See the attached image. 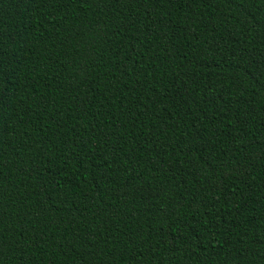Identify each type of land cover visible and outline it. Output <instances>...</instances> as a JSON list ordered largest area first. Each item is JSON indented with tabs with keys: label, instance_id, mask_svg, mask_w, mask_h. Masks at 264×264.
<instances>
[{
	"label": "trees",
	"instance_id": "16d2710c",
	"mask_svg": "<svg viewBox=\"0 0 264 264\" xmlns=\"http://www.w3.org/2000/svg\"><path fill=\"white\" fill-rule=\"evenodd\" d=\"M0 264H264V0H0Z\"/></svg>",
	"mask_w": 264,
	"mask_h": 264
}]
</instances>
